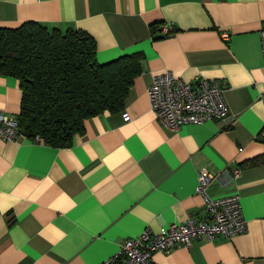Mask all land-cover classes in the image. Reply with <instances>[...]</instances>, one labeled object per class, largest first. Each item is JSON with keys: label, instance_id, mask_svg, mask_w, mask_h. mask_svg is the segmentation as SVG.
<instances>
[{"label": "crops", "instance_id": "1", "mask_svg": "<svg viewBox=\"0 0 264 264\" xmlns=\"http://www.w3.org/2000/svg\"><path fill=\"white\" fill-rule=\"evenodd\" d=\"M26 21L85 31L98 62L140 53L141 71L122 108L85 119L67 146L0 139V264H98L145 228L203 219L199 171L213 175L210 198L239 196L246 230L153 263L264 264V0H0V27ZM166 71L216 80L228 115L161 125L147 90ZM20 100L0 74V113L15 116Z\"/></svg>", "mask_w": 264, "mask_h": 264}, {"label": "trees", "instance_id": "2", "mask_svg": "<svg viewBox=\"0 0 264 264\" xmlns=\"http://www.w3.org/2000/svg\"><path fill=\"white\" fill-rule=\"evenodd\" d=\"M140 63V53L98 62L93 38L79 29L49 30L35 21L0 27V74L21 89L18 132L50 146L69 145L85 119L121 109Z\"/></svg>", "mask_w": 264, "mask_h": 264}, {"label": "built area", "instance_id": "3", "mask_svg": "<svg viewBox=\"0 0 264 264\" xmlns=\"http://www.w3.org/2000/svg\"><path fill=\"white\" fill-rule=\"evenodd\" d=\"M170 32L166 29L165 35ZM226 36V35H225ZM264 70V28L260 33ZM150 108L161 125L177 129L185 123H204L222 119L228 115L223 98V90L216 80L195 77L191 82L166 71L153 77L148 87ZM264 102V93L260 94ZM123 121H130L128 112H122ZM18 132V121L14 115L0 113V139L12 140ZM33 141H41L35 137ZM241 150V149H239ZM213 175L199 171L196 192L203 195L206 202L205 218H188L183 222H173L157 233L145 228L134 238L125 239L109 257L98 264H154L152 255L156 251H168L175 246L188 248L193 239L217 236L232 238L246 230L247 224L237 194L220 198H210L205 187Z\"/></svg>", "mask_w": 264, "mask_h": 264}]
</instances>
